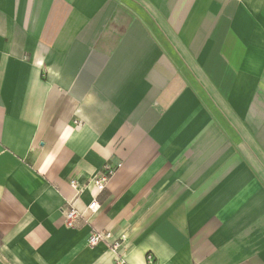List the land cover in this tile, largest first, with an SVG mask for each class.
Here are the masks:
<instances>
[{
	"label": "crops",
	"instance_id": "1",
	"mask_svg": "<svg viewBox=\"0 0 264 264\" xmlns=\"http://www.w3.org/2000/svg\"><path fill=\"white\" fill-rule=\"evenodd\" d=\"M91 232L264 264V0H0V264H111Z\"/></svg>",
	"mask_w": 264,
	"mask_h": 264
},
{
	"label": "built area",
	"instance_id": "2",
	"mask_svg": "<svg viewBox=\"0 0 264 264\" xmlns=\"http://www.w3.org/2000/svg\"><path fill=\"white\" fill-rule=\"evenodd\" d=\"M120 166L121 165L112 167L105 165L100 172L96 173V175L90 179L87 185L79 186L75 181L70 183V186L74 191L75 198H78L80 194H82L89 186L95 190V195L85 209L89 214H93L98 211L99 202L97 197L105 190L110 179ZM61 216L63 219V225L70 229L77 228L79 219H83L85 217L82 211H79L69 203H67L63 209H61ZM99 243L106 244L114 253L115 259L111 264H126L125 260L121 256L123 244L122 239H113L110 232H91L87 240V245L89 247H94ZM147 259L150 261L151 257L148 256Z\"/></svg>",
	"mask_w": 264,
	"mask_h": 264
}]
</instances>
